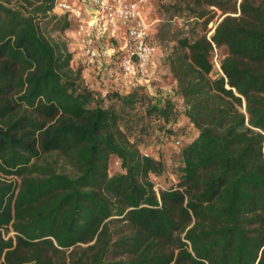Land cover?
Here are the masks:
<instances>
[{"label":"trees","instance_id":"trees-1","mask_svg":"<svg viewBox=\"0 0 264 264\" xmlns=\"http://www.w3.org/2000/svg\"><path fill=\"white\" fill-rule=\"evenodd\" d=\"M57 1L0 0V264H264V0L166 8L183 112L85 86L50 36L73 27ZM162 131L178 154L157 192L167 166L142 145Z\"/></svg>","mask_w":264,"mask_h":264},{"label":"built area","instance_id":"built-area-1","mask_svg":"<svg viewBox=\"0 0 264 264\" xmlns=\"http://www.w3.org/2000/svg\"><path fill=\"white\" fill-rule=\"evenodd\" d=\"M145 4L146 0H58L54 13L68 15L73 22L65 34L74 45L73 61L77 56L79 61L80 52L85 68L97 76L111 67L136 85H148L158 47L144 17ZM215 63L219 67L216 59Z\"/></svg>","mask_w":264,"mask_h":264},{"label":"rangeland","instance_id":"rangeland-1","mask_svg":"<svg viewBox=\"0 0 264 264\" xmlns=\"http://www.w3.org/2000/svg\"><path fill=\"white\" fill-rule=\"evenodd\" d=\"M74 2V0H67ZM192 0H146L144 17L150 25V34L153 41L157 44L158 53L155 57L153 66V75L150 77L151 81L148 85L144 86L148 94L154 97H166L173 100L177 109L183 112L185 109L184 103L176 95V82L174 81L168 64L166 62L167 57L173 51L175 42L172 41L171 36L167 33H160L159 26L166 18L165 10L170 7H179L186 10ZM185 15V14H184ZM221 12H217L214 19L206 26V28L198 27L197 31L200 34L207 33L208 36L213 34V29L215 24L221 20ZM184 16L182 13L180 17H174L173 22L175 26L182 27L184 25ZM48 36V35H47ZM55 44L62 46L66 44L67 50L72 53L74 45L69 42L66 35L59 36L56 33L50 35ZM225 55V50L220 49L218 51V57H223ZM74 70H80L82 73V78L84 85L90 90L97 92H108V91H119L122 94L130 92L136 86L133 79H128L124 76L117 75L116 70L110 67L109 71L104 72V76L96 75V71H89L83 63L72 64ZM113 67V66H112ZM112 75V77H111ZM184 120L183 117L180 121ZM159 138L152 137L143 143L142 149L144 152H148L157 156H160L167 166L166 173L159 178L152 177V181L155 183L157 190H163L169 188L172 183L175 182V176L173 175V170L177 164V154L178 149L174 147L175 139L166 138L163 131L161 133H156ZM197 133L192 127L186 126L178 132V137H184L187 141H191L196 137ZM61 162L59 166H61ZM119 164L114 159L111 160L109 167V174L113 175L119 172Z\"/></svg>","mask_w":264,"mask_h":264},{"label":"crops","instance_id":"crops-1","mask_svg":"<svg viewBox=\"0 0 264 264\" xmlns=\"http://www.w3.org/2000/svg\"><path fill=\"white\" fill-rule=\"evenodd\" d=\"M77 58H78V56H77V57L75 58V60L73 61V64H74V63H77V62H79V64L82 63V57H81V53H80V52H79V61H78Z\"/></svg>","mask_w":264,"mask_h":264}]
</instances>
